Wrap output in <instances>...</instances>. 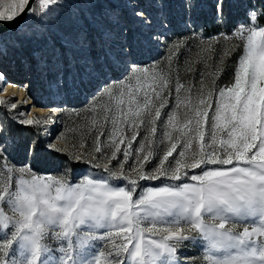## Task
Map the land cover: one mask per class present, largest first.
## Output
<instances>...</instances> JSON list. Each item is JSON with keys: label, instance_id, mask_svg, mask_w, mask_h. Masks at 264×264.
<instances>
[{"label": "rangeland", "instance_id": "1", "mask_svg": "<svg viewBox=\"0 0 264 264\" xmlns=\"http://www.w3.org/2000/svg\"><path fill=\"white\" fill-rule=\"evenodd\" d=\"M223 3L229 34L191 26ZM262 18L264 0H34L0 34V264H264Z\"/></svg>", "mask_w": 264, "mask_h": 264}, {"label": "trees", "instance_id": "2", "mask_svg": "<svg viewBox=\"0 0 264 264\" xmlns=\"http://www.w3.org/2000/svg\"><path fill=\"white\" fill-rule=\"evenodd\" d=\"M219 21H216V19H211V20H205L202 19L201 21L197 20L196 22H192L191 26L195 29H199L200 32H202L203 35H206L210 32H214L216 33V29L217 28H223L222 32H224L225 34H229L240 22H241V18H239L238 14L235 13H228L226 11L225 8V4H221L220 5V10H219ZM262 21V25L264 26V18L261 19ZM215 28V29H214ZM185 29V28H184ZM171 32L174 34L178 33V27H172L171 28ZM1 69V66H0ZM3 71V69H1ZM4 72V71H3ZM5 73V72H4ZM6 75H8V73H5ZM76 104H78V106H83L84 105V101L81 99H77ZM24 129H29L32 130V127H25ZM17 133L19 128L16 129ZM26 143L27 141H25L24 146L26 147ZM43 157H47L50 152L49 151H45V150H41ZM22 162H26V159H23ZM32 164V163H31ZM70 166H75V163H69ZM37 172L40 173H49L51 172L49 170V167L47 166V164L45 162L42 163V165L40 167H37L35 169Z\"/></svg>", "mask_w": 264, "mask_h": 264}, {"label": "water", "instance_id": "3", "mask_svg": "<svg viewBox=\"0 0 264 264\" xmlns=\"http://www.w3.org/2000/svg\"><path fill=\"white\" fill-rule=\"evenodd\" d=\"M34 0H25L21 9L11 18L0 19V34L6 31H13L26 22L31 14V6Z\"/></svg>", "mask_w": 264, "mask_h": 264}, {"label": "bare ground", "instance_id": "4", "mask_svg": "<svg viewBox=\"0 0 264 264\" xmlns=\"http://www.w3.org/2000/svg\"><path fill=\"white\" fill-rule=\"evenodd\" d=\"M14 89L15 88L12 82H5V79L3 78V73L0 69V97L12 95L14 93ZM18 98L23 99L21 94H19ZM31 111L33 113L41 114L44 110L39 106H32Z\"/></svg>", "mask_w": 264, "mask_h": 264}, {"label": "snow or ice", "instance_id": "5", "mask_svg": "<svg viewBox=\"0 0 264 264\" xmlns=\"http://www.w3.org/2000/svg\"><path fill=\"white\" fill-rule=\"evenodd\" d=\"M13 19H15V17H13ZM64 47L66 48H71V49H77L80 47H84V38L83 36H69L66 39L65 45Z\"/></svg>", "mask_w": 264, "mask_h": 264}]
</instances>
